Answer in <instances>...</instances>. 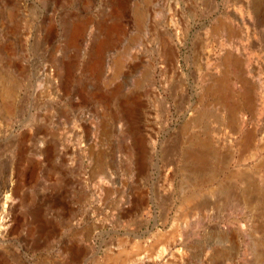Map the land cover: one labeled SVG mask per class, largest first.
Returning a JSON list of instances; mask_svg holds the SVG:
<instances>
[{
	"label": "rangeland",
	"instance_id": "1",
	"mask_svg": "<svg viewBox=\"0 0 264 264\" xmlns=\"http://www.w3.org/2000/svg\"><path fill=\"white\" fill-rule=\"evenodd\" d=\"M0 264H264V0H0Z\"/></svg>",
	"mask_w": 264,
	"mask_h": 264
},
{
	"label": "bare ground",
	"instance_id": "2",
	"mask_svg": "<svg viewBox=\"0 0 264 264\" xmlns=\"http://www.w3.org/2000/svg\"><path fill=\"white\" fill-rule=\"evenodd\" d=\"M103 46V45H102ZM98 47V46H97ZM227 53L229 54V56H228V58H230V52H229V50L227 51ZM237 59V58H236ZM218 84H220V88H218V90H221V92H222V94H221V99L222 100H225V94H224V92H223V89H222V87L224 88V86H223V84H226V80L224 79V78H220L219 79V81H218ZM209 155V154H208ZM197 156V155H196ZM191 157H192V155H191ZM194 157V156H193ZM192 157V158H193ZM198 158V157H197ZM206 158V156H204L203 154H201L200 156H199V160H204ZM4 204V203H3ZM202 207V206H201ZM9 221V220H8ZM241 260H244L243 258H241ZM240 260V261H241Z\"/></svg>",
	"mask_w": 264,
	"mask_h": 264
}]
</instances>
